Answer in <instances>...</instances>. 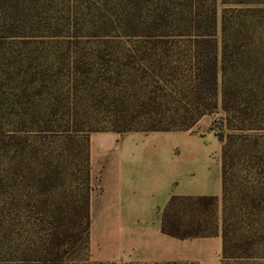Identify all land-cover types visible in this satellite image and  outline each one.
<instances>
[{
	"label": "rangeland",
	"instance_id": "obj_1",
	"mask_svg": "<svg viewBox=\"0 0 264 264\" xmlns=\"http://www.w3.org/2000/svg\"><path fill=\"white\" fill-rule=\"evenodd\" d=\"M140 1L139 7L137 0H0V264H116L98 262L91 227L87 246L73 244L58 262L45 248L52 231L83 227L99 132L175 128L192 114L181 119L173 112L182 102L190 16L172 21L171 34L182 36L147 37L148 9ZM260 6L217 0L218 60L227 40L235 48L228 69L240 89L238 112L254 125L245 134L259 140L234 151L225 212L230 224L238 218L233 228L253 258L226 264H264V27L241 15L222 31L225 9ZM218 84L216 108L191 128L199 139L218 140L213 126L226 117L221 73ZM223 214L222 195L216 230Z\"/></svg>",
	"mask_w": 264,
	"mask_h": 264
},
{
	"label": "crops",
	"instance_id": "obj_2",
	"mask_svg": "<svg viewBox=\"0 0 264 264\" xmlns=\"http://www.w3.org/2000/svg\"><path fill=\"white\" fill-rule=\"evenodd\" d=\"M214 135V134H213ZM91 247L100 263L223 264L221 231H162L173 196H222V142L187 131L99 132L92 141Z\"/></svg>",
	"mask_w": 264,
	"mask_h": 264
},
{
	"label": "trees",
	"instance_id": "obj_3",
	"mask_svg": "<svg viewBox=\"0 0 264 264\" xmlns=\"http://www.w3.org/2000/svg\"><path fill=\"white\" fill-rule=\"evenodd\" d=\"M145 9L147 10L146 20L148 22L146 31L147 37L157 36H182L183 32L172 34L170 30L172 21H177L179 14L190 16L189 27L190 36H193L189 45L188 61L184 62L183 81L178 91V98L181 107L176 108L177 114L181 119L188 116V112H192L188 120L176 124L175 128L171 127H153L144 131H176L189 130L197 121L205 115L206 112L216 108V99L218 96V79L220 73L223 78L222 86V109L226 115L221 120L220 126H213L215 135L222 142V195L224 198V217L221 236L223 240V264L226 260H244L253 256L245 255L251 246L241 244L237 238V228L239 220L235 216V222L231 224L225 217L227 209V190H228V167L234 164L236 159L234 151L237 147L244 144L256 143L259 141L252 135L245 134L246 131L252 130L247 125V117L241 110L239 102L240 89L233 86L231 81V56L235 49L234 45H230L227 40L224 41L220 61L217 53V0H143ZM224 5H246L263 4L264 0H221ZM140 0L137 4L140 7ZM144 9V8H143ZM230 14V15H229ZM248 18H256L259 24L264 27V6L245 9H225L222 13V31L223 34L234 25V17L240 19V16ZM241 20V19H240ZM141 25V24H140ZM139 25V27H140ZM185 27V26H184ZM189 33V31L187 32ZM192 33V34H191ZM228 39V38H225ZM170 51L166 50L162 54L163 60L168 65L172 63ZM211 105V107H210ZM187 115V116H186ZM225 120L228 124H225ZM227 125L228 128L225 127ZM114 132H128L133 130H112ZM230 131V132H227ZM232 147V148H231ZM235 147V148H233ZM232 151V154H230ZM218 198L215 196L200 197H181L173 196L163 212L162 231L177 238L206 237L218 234L219 230L215 228V207L218 204ZM83 227L82 229L71 230L63 235H59L56 231H52L48 241V248L45 251L51 255L50 260L58 262L62 260L73 244H88L90 231V209L89 199L86 200V206L83 211ZM248 244V243H247ZM246 248L245 250L243 249Z\"/></svg>",
	"mask_w": 264,
	"mask_h": 264
}]
</instances>
